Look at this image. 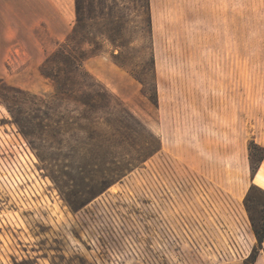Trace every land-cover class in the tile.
Masks as SVG:
<instances>
[{
	"label": "rangeland",
	"instance_id": "obj_1",
	"mask_svg": "<svg viewBox=\"0 0 264 264\" xmlns=\"http://www.w3.org/2000/svg\"><path fill=\"white\" fill-rule=\"evenodd\" d=\"M60 10L61 28L76 22L73 0ZM115 14L76 24L143 91L128 105L107 87L132 130L110 112L42 137L28 92L52 90L45 57L0 77V264H264L244 206L252 184L254 218L264 202L248 158L264 145V0H116ZM152 134L161 149L122 175Z\"/></svg>",
	"mask_w": 264,
	"mask_h": 264
},
{
	"label": "trees",
	"instance_id": "obj_2",
	"mask_svg": "<svg viewBox=\"0 0 264 264\" xmlns=\"http://www.w3.org/2000/svg\"><path fill=\"white\" fill-rule=\"evenodd\" d=\"M141 6L147 8V2L142 3ZM74 7L76 22L88 34H92V31L86 28L84 24L92 20L96 15L111 21L116 18V0H74ZM122 27L121 25L118 26V32L122 30ZM150 27V21L147 19L145 30L147 33L150 32ZM100 33L104 36V32ZM108 38L112 43L116 41L110 36ZM151 60L153 63V54H151ZM38 71L42 77L49 81L52 87V90L45 96L28 92L32 97V100H30L32 105L38 106L47 121L49 120L48 123L39 125L42 137L46 135L54 137L55 134L61 131L59 130L62 129L61 126L68 129L74 127H86L89 129L90 122L101 119V114L104 113L106 115L110 112L117 114L113 121L123 124L128 129L132 130L133 127L122 111L141 124V121L137 119L125 103L89 72L82 61L66 47L58 46L49 53L39 65ZM133 76L144 84L142 77L136 74H133ZM154 93L156 94L155 83ZM145 95L152 100L146 92ZM103 119L106 118L103 116ZM15 122L25 137H31L33 131L30 127L23 125L20 118L16 116ZM89 133L90 137H93V132ZM152 137L153 139L150 142L145 141V144L140 146L141 148L137 154L129 157L123 156L122 175L139 166L161 149L159 138L154 134H152ZM248 158L251 173L255 175L264 159V145L252 140L248 146ZM75 168L82 169L83 167L76 166ZM253 187L255 186L252 184L244 198V206L252 223L258 245L261 246L264 241V202L261 203V208L258 210V218H254L252 212L254 210L257 211V209L252 203ZM249 260L254 262L255 256L253 255Z\"/></svg>",
	"mask_w": 264,
	"mask_h": 264
},
{
	"label": "crops",
	"instance_id": "obj_3",
	"mask_svg": "<svg viewBox=\"0 0 264 264\" xmlns=\"http://www.w3.org/2000/svg\"><path fill=\"white\" fill-rule=\"evenodd\" d=\"M60 12V0H0V77H13L29 63L41 62L53 48L64 46L130 105V99L142 90L126 76L119 62L93 48L95 43L75 21L61 28Z\"/></svg>",
	"mask_w": 264,
	"mask_h": 264
}]
</instances>
